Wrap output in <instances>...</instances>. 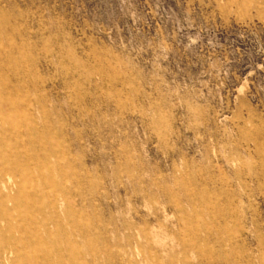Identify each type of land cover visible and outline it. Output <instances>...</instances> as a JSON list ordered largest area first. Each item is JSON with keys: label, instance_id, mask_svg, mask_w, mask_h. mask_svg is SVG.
<instances>
[{"label": "rangeland", "instance_id": "rangeland-1", "mask_svg": "<svg viewBox=\"0 0 264 264\" xmlns=\"http://www.w3.org/2000/svg\"><path fill=\"white\" fill-rule=\"evenodd\" d=\"M54 177L58 264H264V0H0V212Z\"/></svg>", "mask_w": 264, "mask_h": 264}, {"label": "bare ground", "instance_id": "bare-ground-1", "mask_svg": "<svg viewBox=\"0 0 264 264\" xmlns=\"http://www.w3.org/2000/svg\"><path fill=\"white\" fill-rule=\"evenodd\" d=\"M46 155L44 153V156ZM38 178L42 179L43 175ZM51 181L55 188V194L50 197L45 191V184L40 189H36L32 194L34 200L32 199L31 203L27 205L28 213L20 219L21 224L14 222V219L8 221L7 214L9 212L7 209L0 212V221L7 222L6 225L2 223L0 225V264H58L60 262L62 252L60 244L56 240L60 227L58 219L59 180L54 177ZM39 201H44V206ZM47 209L52 210L49 218L44 215ZM31 211L40 216L31 215ZM49 219H51L50 224L54 227L52 232L49 230L47 222ZM41 221L43 222L42 228L40 227Z\"/></svg>", "mask_w": 264, "mask_h": 264}]
</instances>
